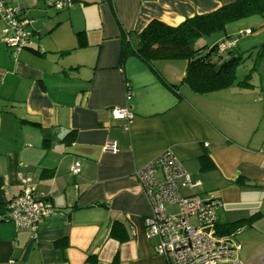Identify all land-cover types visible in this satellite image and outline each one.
<instances>
[{"label": "crops", "instance_id": "crops-1", "mask_svg": "<svg viewBox=\"0 0 264 264\" xmlns=\"http://www.w3.org/2000/svg\"><path fill=\"white\" fill-rule=\"evenodd\" d=\"M1 1L33 22L16 56L0 41V206L26 187L56 211L38 221L36 235L1 221L0 264H168L146 237L152 209L132 178L166 149L200 181L193 193L221 199L219 224L255 215L223 264H264L262 61L247 82L235 73L229 86L199 94L181 83L184 60L156 61V72L135 56L121 60V30L135 45L153 19L176 26L236 0H71L62 9L48 0ZM3 27L0 20V38ZM112 107L134 113L127 127ZM107 139L116 153L102 149ZM116 222L123 241L110 234Z\"/></svg>", "mask_w": 264, "mask_h": 264}, {"label": "built area", "instance_id": "built-area-1", "mask_svg": "<svg viewBox=\"0 0 264 264\" xmlns=\"http://www.w3.org/2000/svg\"><path fill=\"white\" fill-rule=\"evenodd\" d=\"M47 4L61 9L71 6V1L48 0ZM0 20L4 23L0 41L16 56L30 43L33 21L21 16L20 7H13L1 0ZM251 32L248 28L225 38L219 43L218 52L224 53L236 45L238 38ZM129 98L128 90L127 99ZM110 113L114 119L123 120L124 127H127L134 117V113L128 108L112 107ZM102 149L116 153L117 143L107 139ZM70 172L77 175L80 172V164L75 162L71 165ZM158 174L160 179H157ZM132 178L142 187L152 209L150 216L145 220L146 237L154 241V252L166 259L168 264H223L241 249L236 234L242 227L227 234L220 233L217 229L221 199L211 193L201 196L182 192L184 189L198 186L200 181L192 179L171 150L166 149L137 169ZM19 180L21 184H25L28 179L20 175ZM173 204L177 205L178 213L167 211V205ZM55 211L44 196L36 195L24 187L8 202L6 210L0 213V222H14L16 228L32 230L36 235L38 221Z\"/></svg>", "mask_w": 264, "mask_h": 264}, {"label": "trees", "instance_id": "trees-1", "mask_svg": "<svg viewBox=\"0 0 264 264\" xmlns=\"http://www.w3.org/2000/svg\"><path fill=\"white\" fill-rule=\"evenodd\" d=\"M254 14L264 15V0H236L222 5L214 11L187 17L176 26L153 19L138 33L135 45L131 44L128 33L121 30L124 41L121 60L127 55L135 56L154 72H156L154 68L156 61L184 60L186 66L181 83L186 84L193 92L210 94L233 83L235 68L241 55L235 46L224 53H219L217 48L221 41L207 46L204 41H201V38L224 30L230 22ZM254 51L257 52V58L251 70L256 67V63L260 60L259 57L264 55V46L253 47L247 52L251 54ZM245 82L247 81L243 80L239 83ZM205 160L204 156H200L202 163ZM5 210L6 207L0 206V213ZM254 216L235 224L218 223L217 229L220 233L225 234L233 232L243 224H251ZM118 229L119 225L116 222L113 224L110 234L119 241H123L125 237L120 236L117 232ZM87 261L94 263L96 259L93 256H88Z\"/></svg>", "mask_w": 264, "mask_h": 264}, {"label": "rangeland", "instance_id": "rangeland-1", "mask_svg": "<svg viewBox=\"0 0 264 264\" xmlns=\"http://www.w3.org/2000/svg\"><path fill=\"white\" fill-rule=\"evenodd\" d=\"M244 28H250L252 30L251 34L245 35L243 37L238 38L235 48L240 52L241 59L239 63L236 65V81L243 80L245 75L248 72L252 73V77H254V71H251L254 61L257 58V52H253L249 54L247 51L249 49H253V47L264 46V15L254 14L250 15L233 22H230L226 25L225 30H219L211 33L210 35L201 38V41H204L207 46H211L225 33H231V35H235L238 31L243 30ZM261 62V72L264 73V55L260 56ZM259 61V62H260ZM199 186V185H198ZM193 188L184 189V194L193 193ZM167 211L170 213H178L177 205H167Z\"/></svg>", "mask_w": 264, "mask_h": 264}]
</instances>
